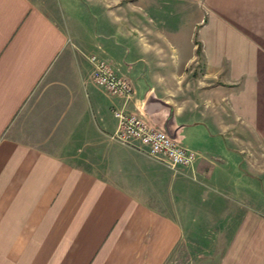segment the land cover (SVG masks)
Here are the masks:
<instances>
[{"label":"crops","instance_id":"1","mask_svg":"<svg viewBox=\"0 0 264 264\" xmlns=\"http://www.w3.org/2000/svg\"><path fill=\"white\" fill-rule=\"evenodd\" d=\"M71 2L60 24L0 0V264H167L200 207L238 219L220 264H264V0ZM93 54L133 97L93 81ZM119 109L196 161L112 139Z\"/></svg>","mask_w":264,"mask_h":264},{"label":"built area","instance_id":"2","mask_svg":"<svg viewBox=\"0 0 264 264\" xmlns=\"http://www.w3.org/2000/svg\"><path fill=\"white\" fill-rule=\"evenodd\" d=\"M92 79L107 93L130 99L136 93L132 81L120 75L104 58L93 54ZM118 126L111 138L125 145L135 146L151 157L159 159L169 168L189 167L197 159V153L186 147L179 138L165 129L153 125L143 114L124 109L115 111Z\"/></svg>","mask_w":264,"mask_h":264},{"label":"rangeland","instance_id":"3","mask_svg":"<svg viewBox=\"0 0 264 264\" xmlns=\"http://www.w3.org/2000/svg\"><path fill=\"white\" fill-rule=\"evenodd\" d=\"M37 2L44 8L45 12L58 20L60 24L64 23L65 15L70 14L78 17L77 14H79L73 7L71 0H37ZM81 15L84 13L79 14V16ZM169 169L176 173L181 168ZM174 193L171 189L170 196H168L172 201L171 206ZM183 195L182 192V198H184ZM199 209L197 213L200 212L201 216L183 219L187 221L189 229L186 236L188 244L186 247L175 251L167 264H220L221 256L226 252V247L223 249V245L235 237L234 231L239 223L238 219L231 218L227 221L224 217L209 216L202 207Z\"/></svg>","mask_w":264,"mask_h":264},{"label":"water","instance_id":"4","mask_svg":"<svg viewBox=\"0 0 264 264\" xmlns=\"http://www.w3.org/2000/svg\"><path fill=\"white\" fill-rule=\"evenodd\" d=\"M156 102H159V100L155 97L154 94H151L145 105V111L148 113H152L153 111H151V106L155 104Z\"/></svg>","mask_w":264,"mask_h":264}]
</instances>
